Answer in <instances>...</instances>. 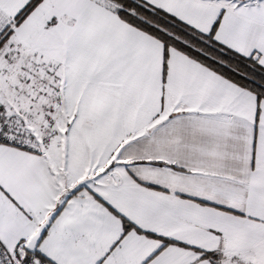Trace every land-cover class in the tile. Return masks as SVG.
<instances>
[{"label":"snow or ice","instance_id":"1","mask_svg":"<svg viewBox=\"0 0 264 264\" xmlns=\"http://www.w3.org/2000/svg\"><path fill=\"white\" fill-rule=\"evenodd\" d=\"M0 264H264V0H0Z\"/></svg>","mask_w":264,"mask_h":264}]
</instances>
